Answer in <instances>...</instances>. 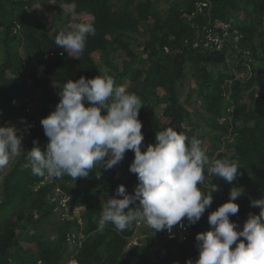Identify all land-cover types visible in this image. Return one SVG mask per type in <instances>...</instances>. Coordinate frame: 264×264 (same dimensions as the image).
Returning <instances> with one entry per match:
<instances>
[{
    "label": "trees",
    "instance_id": "obj_1",
    "mask_svg": "<svg viewBox=\"0 0 264 264\" xmlns=\"http://www.w3.org/2000/svg\"><path fill=\"white\" fill-rule=\"evenodd\" d=\"M160 1L163 9L156 5ZM38 3L54 4L53 27H46L44 18H29L26 10ZM73 15L90 17L95 28L79 59L54 42ZM206 29L224 38L221 48L203 45ZM131 43L145 57H137ZM118 50L128 64L122 73L107 71L142 101V151L155 143L159 130L172 127L199 139L210 159L238 160L241 167L232 184L205 169L201 191L215 186L217 191L196 224L184 221L189 235L181 244L152 229L144 232L143 242L131 245L137 222L123 232L111 223L98 230L106 198L119 185L133 194L138 183L129 171L131 150L111 169L97 164L75 181L68 175H34L24 167L34 143L46 150L40 120L59 101L55 85L97 76L102 70L92 54L103 53L105 62ZM0 51V126L26 116L27 100L35 91L40 96L27 147L0 181V264H185L197 258L195 235L210 229L208 214L228 200L231 187L244 189L235 201L238 213L230 216L237 230L250 213L259 214L250 201L264 197V0H0ZM230 51L237 55V74L226 69ZM248 63L251 76L242 77ZM187 79L194 87L182 97ZM56 209L61 217L53 224L49 219ZM44 224L55 226L56 234L44 235ZM79 235L85 237L80 246L68 242Z\"/></svg>",
    "mask_w": 264,
    "mask_h": 264
},
{
    "label": "clouds",
    "instance_id": "obj_2",
    "mask_svg": "<svg viewBox=\"0 0 264 264\" xmlns=\"http://www.w3.org/2000/svg\"><path fill=\"white\" fill-rule=\"evenodd\" d=\"M89 35H95L94 26L79 23L71 30L60 29L54 42L69 57L79 59ZM55 87L59 101L40 120L48 138L46 150L42 152L34 143L27 150L25 168L34 175H68L75 181L88 177L97 164L99 169H111L126 151L134 153L129 171L136 175L138 183L133 194L119 185L115 194L106 198L98 224L101 232L109 223L123 232L139 221L154 233L170 234L174 226L184 228V221L194 225L211 206L212 194L217 191V186L211 192L201 191L205 169L229 184L239 174L238 160L210 159L199 139H189L172 127L159 130L155 143L142 151L144 137L138 119L142 101L124 85H117L107 69L93 78L81 76ZM22 151L16 129L0 126V169ZM242 195V187H231L228 200L208 214L210 229L195 235L197 258L185 264H264V197L250 201L259 208V214L250 213L242 229L237 230L230 216L238 213L235 201Z\"/></svg>",
    "mask_w": 264,
    "mask_h": 264
},
{
    "label": "rangeland",
    "instance_id": "obj_3",
    "mask_svg": "<svg viewBox=\"0 0 264 264\" xmlns=\"http://www.w3.org/2000/svg\"><path fill=\"white\" fill-rule=\"evenodd\" d=\"M159 8H164L165 5L163 4V1L158 2L156 4ZM54 4H36L33 8L31 9H27L26 12L28 13L29 18L32 17H37V18H44L43 21L46 24V27H51L52 24L57 22V11L56 9L53 7ZM63 9V8H62ZM61 9V10H62ZM34 10V11H32ZM64 10V9H63ZM91 22V18L85 15H73L71 17L70 22L67 24L66 29L71 30L72 28H74V26L76 24L79 23H90ZM53 27V26H52ZM130 47L133 49V52L135 53V55L137 57H145L143 54H141V47H138L136 43H131ZM104 54L103 53H94L92 54V59L96 62L99 63V69L100 70H110L111 72H113V74H119L122 73L125 66L128 64V57L125 56V54H123L120 50L112 53V55H109L106 58V61H104ZM235 59H237V55L233 54L231 51L227 54V59H226V69L230 70L231 73H236L237 74V70L234 68V61ZM0 61H1V51H0ZM216 70V69H215ZM242 77H246V72L241 74ZM241 77V78H242ZM243 79V78H242ZM126 82V81H125ZM194 87V84L189 81V79H187V81L185 82V88L181 91V95L182 97H185L187 95V89H191ZM163 94V93H160ZM39 92L35 91L33 92V96L32 98L35 101V105L36 107H39L40 104V100H39ZM191 106L190 111H192L194 108L192 105ZM162 107V106H161ZM160 107V108H161ZM27 140L24 136H21V148L24 150L27 147ZM21 154V153H20ZM19 156V155H18ZM17 156H14L11 158L9 165L4 168V169H0V181L2 179L3 176H5L8 171L11 168L12 162L13 160L16 158ZM1 200V198H0ZM76 215H79V212L77 210ZM61 217V213H60V209H56V211L52 214V216L49 219V222L55 224L57 223ZM31 227H27V230H30ZM152 230L151 227H149L146 223L140 222V226H138V230L135 233L134 238L132 239L133 242H131V245H137L141 242H143L145 235L144 232L146 231H150ZM40 231L44 234V235H53L56 234V227L53 225H47L44 224L41 228ZM39 231V233H40ZM161 234L162 231L157 232V234ZM68 264H76L74 261H70Z\"/></svg>",
    "mask_w": 264,
    "mask_h": 264
},
{
    "label": "built area",
    "instance_id": "obj_4",
    "mask_svg": "<svg viewBox=\"0 0 264 264\" xmlns=\"http://www.w3.org/2000/svg\"><path fill=\"white\" fill-rule=\"evenodd\" d=\"M224 42V38L220 37L217 34H213L211 30L206 29V32L204 33V43L203 45L207 48H221ZM197 46V43L194 44V47ZM246 70L248 72V76H251L250 72V66L249 64H246ZM35 102L31 99L27 100L26 102V108L25 113L26 116L18 118L15 122H6L4 124V127H13L16 129V133L18 136H24L26 139L29 138L32 129L35 126V119L33 117L35 110H34ZM66 199L62 200V204L66 203ZM77 210H73V214L76 216ZM184 223V222H183ZM140 226V222L136 223V227ZM163 235L168 239L172 240L178 243H183L187 240L189 231L187 226L185 225L184 228H181L179 226H174L172 229V233H168L167 231H162ZM85 239L83 235H79V238L77 241L74 240L73 237L68 239V242L75 243L77 242V246H80L82 241ZM133 242V241H131ZM136 245V244H135Z\"/></svg>",
    "mask_w": 264,
    "mask_h": 264
}]
</instances>
